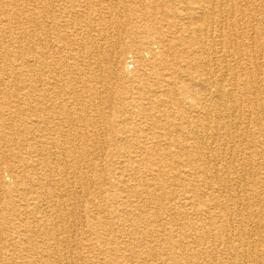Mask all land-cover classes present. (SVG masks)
<instances>
[{
    "label": "rangeland",
    "instance_id": "374dc122",
    "mask_svg": "<svg viewBox=\"0 0 264 264\" xmlns=\"http://www.w3.org/2000/svg\"><path fill=\"white\" fill-rule=\"evenodd\" d=\"M118 1L0 0V183L6 186L15 184L12 170L17 161L9 153L22 150L10 138H19L21 134H25L24 138L30 142H35V146L47 147L43 157L54 168L60 163L71 165L77 162L83 169L78 174L71 169L69 172L61 171L54 178H57L55 181L67 178L74 182L68 188L72 197L70 200L69 196L65 197L64 202L66 207L72 206L76 214L71 220L73 227L61 231L57 240L36 235L26 242L30 228L39 231L41 225L32 220L33 215L21 220L18 205L23 200L9 197L5 193L7 189L0 186V229L3 228V232L0 231V264H142L134 262V253L145 257V264L183 263L182 260L175 263L168 253L164 230L172 228L174 238L177 236L188 242L192 238L185 226L190 222L177 215V211L164 213L163 205H158L156 199H142L140 204L144 209L160 210L163 214L156 232L163 230L161 233L164 235L155 233L154 238L146 240L141 231L149 226L141 223L138 230L131 220L115 216L110 209L119 206L109 200V194L113 189L111 184L121 179L123 194L130 196L132 191L129 189L135 185L133 172L136 168L130 157H141L142 144L162 156L177 148L174 136L179 135L186 143H192L194 133L189 131L192 128L188 121L197 117L201 109L198 99H204L206 94L199 77H203L204 71L195 77L197 73L182 69L189 62L196 63L202 57H208L211 62L213 76L227 73L222 71L224 67L236 64V32L229 24L232 22L230 20L235 21L230 13L233 2ZM252 1L255 4L263 2ZM211 11H214L213 15ZM204 14L205 19H209L205 26L198 22V16ZM188 23L192 30L207 28L208 33L202 44L195 42L189 46L177 40L187 32ZM167 39L172 41L170 54L165 53ZM122 47L124 52L121 51ZM188 50L195 51L196 57L190 58ZM114 53L118 54L112 56ZM261 53L260 58L264 50ZM31 59L36 63L30 65L28 71L22 65ZM261 69L258 79L263 76L264 66ZM176 95L180 97V102L174 101ZM261 101L264 102V94ZM258 112L264 120V113ZM14 114L15 118L11 116ZM181 122L184 125L176 128ZM35 128L40 136L36 140L31 135ZM260 138L263 140V137ZM238 143L236 140L230 144L240 150L238 155L230 150L225 154L213 152L221 173L231 168L229 162L232 158H248L250 149ZM261 146L258 147L260 152L263 149ZM51 153L57 157L51 156ZM22 155L25 156L24 153ZM259 160L263 161V158ZM121 161L125 162L122 165L128 172H120ZM163 166L169 173L179 170L172 160L165 161ZM149 167L151 165L148 169L136 170V173L140 171L137 176L147 177L152 170ZM39 175L43 179H53L45 172ZM104 189L109 192L102 193ZM211 190L222 205L234 206L230 195L237 189L216 185ZM89 192L94 194L97 206L88 202ZM174 193L176 197L179 196L181 188L176 187ZM243 197L244 200L236 205L243 216L248 211L264 212V204L259 203L252 194ZM75 198L79 202L77 205L72 204ZM220 217L214 219H223V216ZM235 219H232V224L237 226L239 223ZM190 220L194 225V219ZM263 221L264 218L262 221L253 218L246 225L255 231ZM103 224L114 226V229H103ZM249 239H253L252 234ZM148 242L149 245L159 246L160 251H156L155 255L147 252ZM232 245H221L213 254L219 260L227 261L238 252ZM188 253L180 252L184 255ZM204 256L203 262L208 259L206 253Z\"/></svg>",
    "mask_w": 264,
    "mask_h": 264
},
{
    "label": "bare ground",
    "instance_id": "6f19581e",
    "mask_svg": "<svg viewBox=\"0 0 264 264\" xmlns=\"http://www.w3.org/2000/svg\"><path fill=\"white\" fill-rule=\"evenodd\" d=\"M198 1V3L201 1L205 3L211 2L210 0ZM231 1L233 5L230 13L232 17L234 16L235 21L234 19L230 20L232 22L229 24L230 28L236 32V37H234V45H236V50L234 52L236 64L231 67L226 65V67H224L225 69L222 71L225 70L227 73L213 76L210 69L211 62L208 57H202L200 61L196 63L191 61L182 69V71L197 73L195 77L198 76L200 71H204L203 77L202 75L199 76L206 90L204 99H198V104L201 109L198 111L199 114L195 119L189 121L186 119V121L190 122L189 124L192 128L189 131L194 133L192 143H186V140L182 139L179 135L174 136V143H176L177 148L173 152L169 151L168 153L161 154L162 156H159L156 150L142 144L141 157L138 158V155L135 157L131 156L130 160L133 167H136L135 171H138L139 168L140 171L148 169V166L151 165L149 170H152L149 175L147 177L137 176L140 171L137 173L135 171L133 172L135 185L131 186L132 188L129 189L132 191L130 196L122 192V187L124 185L122 183L123 180L120 179L119 182L110 183L113 189L109 194V200H112L114 204L116 203L115 206L120 207H112L110 212L118 218L120 217L119 219L131 220L138 230H140L139 227H141V223H143V225L147 224L146 227H149L141 231L145 235L146 240H148V238L149 240L154 238L155 233L163 232V230L156 232V226H159L163 214L160 210L153 211L152 209H144L143 205L140 204V200L142 199L147 201L156 199L158 205H163L164 213L171 210L177 211V215L190 222L185 226L189 236L192 238V240L188 242L184 238L179 239L176 235L177 239L174 238L171 233L172 228H166L164 230L167 234V251L171 258L174 259L175 263L182 260V264H264V221L260 222L261 224L257 226L258 229L255 231L246 225V223L248 222L249 224L253 218L262 221L264 212L262 210L254 212L248 211L249 213L243 216L238 206H236L239 201L241 202L244 200L243 195L248 196L250 194L256 197L259 203L264 204V120L262 119L263 117L259 116V112L257 113V111H262L264 113V102L261 101L264 94V73L261 79L257 78L258 73H261V67L264 66V55L260 58V54H262L261 52L264 50V0L260 4H255L252 0ZM222 7L220 6V8ZM213 13L214 11H211V15H213ZM204 15L205 16L199 15V18H197L198 22L205 26L209 19L206 20V14ZM100 16H102V14ZM188 24L187 32L181 34L177 40L189 46H192L195 42L203 43L205 34L208 33L207 28L203 27V30L199 28L192 30L190 23ZM224 25H226V23H224ZM249 31L250 33L248 35ZM107 33L109 34V32ZM165 42V53L168 52L167 54H170L172 50V41L167 39ZM123 49L124 47L121 48V51ZM29 50H31V48ZM122 52H124V50ZM187 53L190 58H194L197 55L195 51L191 50H188ZM116 54L118 53H114L112 56ZM35 63L36 61L34 59L27 60L22 67H25V69L29 71L30 65ZM173 99L174 101L180 102V97L178 95L173 97ZM251 107L257 110L253 111ZM11 116L14 118L16 117L15 114ZM10 120L11 118H9V121ZM246 124H248V126L245 127ZM181 125H184V123L181 122L180 125L175 127L180 128ZM247 129L248 132L246 133ZM36 131L35 128L31 133L34 140L40 137ZM12 134L14 133L12 132ZM24 137H26V135L21 134L19 138H10V140L17 143L23 151L9 153L10 156L16 158L15 160L17 161H15L17 164H14V169L12 170L15 176V184L6 186V184L0 183V186L4 190L7 189L8 192L5 193L9 197H17L23 200V202L18 205L20 209L19 218L21 220H26V217L29 218L30 215H33L34 217H32V220L41 225L39 231L30 228V233L26 236L27 239L25 238L26 242L30 241L31 237L36 235H42L43 237L57 240L59 238L58 236L61 235V231H66L73 227L71 220L75 218L74 216H76V214L73 210L74 208L72 206L69 208L66 207L64 202L65 197L67 198L69 196L70 190H68V188H71L74 182L67 178H65L64 181L62 178L55 181L57 178H54L55 176H59L61 171L69 172L71 169V171L78 174L83 169L77 162H73L71 165L66 162V164L60 163L59 166L54 168L49 163L50 161H47V158L43 157L47 147H45V149L43 147H37L34 144L35 142L32 143L28 138ZM260 137H263V140H261ZM236 140L239 141L238 144H245L248 146L250 152L247 155L249 156L243 159L239 157L232 158L231 162H229L231 168L221 173V167L217 164L213 152L220 154L224 152L225 154L230 150L238 155L240 150H237V146H230V144ZM259 146L263 148L261 152L258 150ZM2 147H4V145H2ZM23 153L25 156L22 155ZM26 155H28V157H26ZM50 155L57 157L55 153H51ZM228 157L229 156H227V158ZM260 157L263 158V161L259 160ZM168 160H172L175 166H179V170L176 172H167V170L163 168V164ZM122 163L125 162H119L121 165ZM121 165L119 166V168H121L120 172H128V169L123 167L124 165ZM44 172L53 179L50 178L49 180L47 177L43 179L39 174ZM216 185L231 190L234 188L237 189L234 194L230 195V200L234 204L233 207L231 205H222L219 202L218 197L211 190ZM176 187L182 190V193L177 197L174 193ZM164 188H167V190H164ZM206 190L210 191L208 192ZM106 192L109 191H105V189L102 191V193ZM93 195L89 192V198H87V200L91 204L97 206L94 203ZM71 197L72 194L69 196V200ZM133 197L137 199H133ZM78 203L76 198L72 201V204L77 205ZM170 203L172 205H170ZM217 216H223V219L216 221L214 218ZM239 216H242V218H238ZM234 218H236L239 223L237 226L232 224V219ZM190 219H194V225L191 223L192 220ZM195 224L197 226H195ZM102 227L108 231L114 229V226L107 224H103ZM2 229H0L1 232H3ZM95 229L100 231L99 227ZM251 234L253 235L252 240L249 239ZM233 242H236V244ZM139 243L143 244L144 242L140 241ZM149 244V242L146 243V245L149 246L146 249L147 252L154 254L156 251H160L159 246ZM226 244L227 246L233 244V249L235 251L238 250V252L228 258L227 261L219 260V257L213 254V251L219 250V246ZM204 245H207L205 249L203 248ZM183 251H188V255L180 254V252ZM205 253L208 259L203 262L202 259L205 257ZM182 255L183 257H181ZM133 257L135 263L145 264V257L137 253H134ZM59 260L63 262V259Z\"/></svg>",
    "mask_w": 264,
    "mask_h": 264
}]
</instances>
